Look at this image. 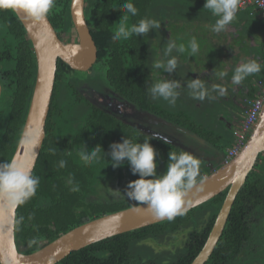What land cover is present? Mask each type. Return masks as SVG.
I'll use <instances>...</instances> for the list:
<instances>
[{
    "label": "trees",
    "instance_id": "16d2710c",
    "mask_svg": "<svg viewBox=\"0 0 264 264\" xmlns=\"http://www.w3.org/2000/svg\"><path fill=\"white\" fill-rule=\"evenodd\" d=\"M85 2V18L97 47V64L103 67L107 80L113 84V89L136 107L176 125L179 129L172 134H176L178 142L185 141L183 136H186V132L198 136L205 143H213V135L198 127L180 107L178 109V106L170 105V108H166L162 101L154 99L147 90L159 79L152 77V74L154 63L161 61L157 51L160 48L154 45L160 28L152 29L144 36L133 35L127 40L112 39L123 15L119 7L126 2L133 3L138 10L136 16L128 14L126 27H131L143 18L157 20L164 26V22L168 21V17H173V10L176 9L179 13L189 16L185 19L187 23L196 21L195 27L204 32L210 21L208 9L204 8L205 0ZM69 5L70 0H55L54 6L47 14L59 37L72 29ZM196 11H203L204 15L194 16L192 12ZM203 38L197 36L199 51L194 56L197 61L213 52L210 46L207 50L203 49ZM173 55L174 51L167 58ZM185 56L188 58L192 55L189 52ZM157 70L164 74L162 69ZM35 74L36 59L25 28L15 12L0 10V162L11 160L16 148L29 107ZM171 74L162 76L160 80L178 81L179 75L173 77ZM59 82L58 78L57 85L61 83ZM54 92L55 88L45 124L44 141L32 172V175L39 177L40 183L35 196L16 210L14 233L26 247V253L41 248L81 223L136 205L135 201L122 194L114 198L102 197L98 194V188L106 181L114 180L123 188V193L130 181L139 178L131 173L127 161L120 167H112L109 162L111 158L107 155L112 143L122 142L124 137L143 143L144 139H151L152 135L144 134L88 102L84 114L78 115L76 120H70V109H75L73 106L77 105L78 100L70 101L72 106L69 104L70 107L65 108L66 110L57 108ZM165 135L168 136L167 133ZM150 143L159 154V174L166 171L170 150L192 154L200 160L201 176L208 173L205 161H201L195 152H189L172 141L170 144H164L153 139ZM97 145L102 147L105 157L103 158L101 150L99 162L85 165L79 152L83 147L91 151ZM50 149H55V152ZM219 150L223 154L219 161L221 163L226 153L223 149ZM60 160L67 162L64 168L58 166ZM69 177L73 179V185L68 184ZM77 185L79 191L70 190ZM226 192L227 189L172 220L166 219L117 234L72 251L56 264H190L202 249ZM20 217H23V220L17 223ZM179 234H184L182 244L175 243ZM33 238L37 239L38 243L29 246L28 242ZM147 241H154L151 244L153 250L154 245L160 242H165L167 249L157 255L148 252ZM139 242L145 244L141 250L143 253H149L148 259L143 260L134 255L132 247ZM169 244H172V247H168ZM204 264H264V152L258 155L254 167L238 190L220 238Z\"/></svg>",
    "mask_w": 264,
    "mask_h": 264
},
{
    "label": "water",
    "instance_id": "95a60500",
    "mask_svg": "<svg viewBox=\"0 0 264 264\" xmlns=\"http://www.w3.org/2000/svg\"><path fill=\"white\" fill-rule=\"evenodd\" d=\"M85 6V0H70L69 10L72 21L70 33L74 32L76 42H65L59 37L47 16L44 21L33 22L15 13L32 43L36 74L29 107L12 158L15 157L18 161L30 165L31 173L45 137V124L55 85L58 58L78 70L89 68L97 59V47L85 18ZM1 92L0 83V97ZM237 118L243 121L245 114H239ZM239 124L238 121L236 127H239ZM25 133L39 134L35 157L30 148L21 143ZM176 144L192 152V149L184 146L183 143L176 142ZM262 152H264V107L239 153L228 161L223 160L220 163L218 160L217 166L212 165L210 172L203 176L204 183L198 184L185 197L184 207L190 210L227 189L211 231L202 249L190 264H204L212 253L236 194ZM16 210L17 208L12 209L0 203V264H56L72 251L91 243L167 219H158L146 205L136 204L81 223L41 248L26 253V247L14 233Z\"/></svg>",
    "mask_w": 264,
    "mask_h": 264
},
{
    "label": "clouds",
    "instance_id": "9594fccd",
    "mask_svg": "<svg viewBox=\"0 0 264 264\" xmlns=\"http://www.w3.org/2000/svg\"><path fill=\"white\" fill-rule=\"evenodd\" d=\"M54 4L55 0H0V10H11L24 18L31 19L33 22H41L45 20ZM238 6L239 0H205L204 8L218 17L211 30L215 33L225 30L226 26L235 19ZM119 8L123 11V15L118 29L112 36L114 41L127 40L133 35L144 36L150 30L160 28V23L157 20L148 18L140 19L131 27H126L125 21L128 19V14L136 16L138 10L131 2H126ZM173 50L177 53L190 50V55L195 56L199 51V45L195 38L189 41L187 48L184 44L177 45L174 40L169 39L164 56L169 57ZM153 67L171 74L177 68V59L172 56L164 61H156ZM260 71L261 65L256 60L241 63L234 69L231 82L234 85H240L247 77ZM216 75L223 78L227 73L220 71ZM186 87L188 94L199 101H203L206 97L212 98L211 92H215L219 96L226 95L224 87L217 84L209 89L201 78L191 79ZM179 88L178 81L166 79L157 80L147 90L154 99L163 98L174 106L179 96L177 91ZM153 139L160 140L164 144L171 143L168 137L153 133L151 139H144L143 143L133 142L132 139L124 137L122 142H114L110 145V152L107 155L111 158L109 162L112 167H120L127 161L131 173L139 176L138 179L128 183L123 193L120 190H112V194L117 196L122 194L140 206L146 205L147 209L158 219L172 220L176 215H183L188 211L184 207L185 197L198 184L204 183V177L200 174V160L187 151L177 153L170 150L166 171L159 174L157 171L159 165L157 156L159 154L150 143V140ZM21 143L26 144L35 157V149L39 145V134L25 133L21 138ZM101 150L103 151L99 145L91 151L83 147V150L79 152L80 159L85 165L99 162ZM50 151L54 153L55 149H50ZM66 163L65 160H60L58 166L64 168ZM39 183V177L32 175L30 165L18 161L15 157L0 162V203L4 206L15 209L24 205L35 196ZM68 184L73 185L71 177L68 179ZM70 190L76 192L79 191V187L78 185L73 186ZM22 220L23 217H20L17 223ZM37 243L35 238L28 242L29 246Z\"/></svg>",
    "mask_w": 264,
    "mask_h": 264
},
{
    "label": "crops",
    "instance_id": "0c3cea01",
    "mask_svg": "<svg viewBox=\"0 0 264 264\" xmlns=\"http://www.w3.org/2000/svg\"><path fill=\"white\" fill-rule=\"evenodd\" d=\"M192 13L197 17L204 15L203 11ZM207 13L210 21L204 32L195 27L197 26L196 21L192 24L187 23L185 19L189 16L179 13L176 9L173 10V17H168V21L164 22V26L160 24L162 31L161 27L159 31V35L163 34L164 36L163 43H168L171 39L177 45L184 44L187 48L190 40L195 38L197 41V36H203V49L207 50L208 46L212 48V53L204 58H199L201 62H198L194 56L187 58L184 53H177L173 50V56L177 59V68L171 74V76L177 77L183 72L182 64L185 66L187 77H178L179 96L174 107L178 106L179 108L180 105V110L187 113L204 132L213 135L215 140L208 144L198 136L185 132V137L199 144V147L196 150L193 149L192 152H195V155H198L205 163L214 161L217 157L220 161L223 154L219 149H223L226 153L233 147L235 140L233 131L237 129L238 121L241 124V120L237 117L239 114L246 113V100L258 94L260 91L258 82L264 78V18L261 14L252 5L238 7L235 19L226 26L225 30L215 33L211 28L218 17L214 16L210 10ZM159 48L162 47L159 46ZM165 59L166 57L161 55V61ZM186 59L191 60L190 63ZM249 60H256L261 65V71L250 75L240 85L232 84L231 77L234 69ZM213 62L215 66L210 65ZM220 71L226 72L227 75L223 78L218 77L216 73ZM196 78H201L209 89L217 84L224 87L226 95L219 96L217 93L211 92L212 98L206 97L203 101L193 99L188 94L186 85L191 79ZM215 142L216 144H214Z\"/></svg>",
    "mask_w": 264,
    "mask_h": 264
},
{
    "label": "flooded vegetation",
    "instance_id": "af4514ba",
    "mask_svg": "<svg viewBox=\"0 0 264 264\" xmlns=\"http://www.w3.org/2000/svg\"><path fill=\"white\" fill-rule=\"evenodd\" d=\"M65 33L69 34L70 32ZM68 41L76 42V37L72 36L68 39ZM94 66L96 67L93 71ZM55 74V90L56 87L61 86L62 83L66 87L70 85L71 88L70 86L67 88L69 89L68 93L71 96V101L78 100L81 102L85 101V103L88 102L90 104H94L98 108L113 114L117 119L125 121L131 126H134L144 134L156 133L161 136L168 137V139L174 143H180L178 142L179 140L177 139L176 134H172L175 133L174 131L179 128L172 123L164 121L157 115H151L148 111L140 107H136L132 102L121 97L117 90L115 88L113 89V84L107 80L108 77L105 76L103 67H99L97 64V59L89 68L85 70H78L71 68L68 64L58 58ZM163 75L164 74L159 73L158 70H154L153 76L158 77V80H160ZM58 78L61 82H59V85H57ZM165 133H167L168 136L165 135ZM189 147L196 150L199 145L198 143L194 142L192 145H189ZM217 161L218 157L214 161L207 162L208 164L206 166L208 172H210V167L212 165L215 167L217 166Z\"/></svg>",
    "mask_w": 264,
    "mask_h": 264
},
{
    "label": "rangeland",
    "instance_id": "374dc122",
    "mask_svg": "<svg viewBox=\"0 0 264 264\" xmlns=\"http://www.w3.org/2000/svg\"><path fill=\"white\" fill-rule=\"evenodd\" d=\"M69 36H70V38L72 36L75 37L74 32L69 33V34L68 33H63V35H62V37H63V39L65 41H68ZM163 38H164L163 34H160L156 38V40L154 42V45L155 46H161L162 47L159 50L157 49V51H158V58L161 57V55L164 56L165 48H167V44L168 43H163L162 42L163 41ZM189 52L190 51H185V54H188ZM156 58H157V56H156ZM188 62L190 63V61H188ZM198 62H201V61H198ZM210 65L211 66H215L214 65V62L213 63H210ZM95 67L96 66H94L93 71L95 70ZM153 69L154 70H157L154 67H153ZM154 70H153L152 77L154 75ZM182 70H183V72H182V74L180 73L179 76H181L182 78H185V76H186V70H185V66L183 64H182ZM61 86L63 88L62 87L61 88L60 87H56V90L54 92V103L56 104L57 108H63L64 110H66L65 108L70 107L69 104H70V101H71V99H70L71 96L68 93V89L65 88V85L63 83L61 84ZM156 100L157 101H162V104L166 108H170V104L167 101H165L163 98H160V99L157 98ZM86 106H87V104L85 103V101L84 102L78 101L77 105L73 106V107H75V109H70V111L72 113L71 115L74 116V117H72L69 114V119L70 120H76L78 118V115L84 114L85 109H86ZM179 107H180V105H179ZM71 125H73V123H71ZM179 134L181 135L180 132H179ZM183 137H184L185 141H181V142L183 143V145L185 144L184 146L188 147L189 145H192V143H194L190 138H187L185 136H183ZM207 164L208 163H205V165H207ZM122 189L123 188L120 185H118V183H116V181H114V180H108L104 184H102L101 186H99V188H98V194L100 196H102V197L114 198L117 195H113L112 194V190H120L122 192ZM118 196H120V195H118ZM183 238H184V234H179V236L175 239V243L177 242V243H181L182 244ZM153 243H154V241H147V244L149 245L148 252L149 251L150 252H154L157 255V254L163 253L167 249V244L165 242H162V243L160 242V244H156L157 246L154 245L155 250H153V248H151V244H153ZM134 245L135 246H133L132 248H133V253H134V255L136 257L141 258L143 260L148 259V257H150L149 253H143L142 250H141L142 249V246L145 245L143 242H139V243H136ZM169 245H168V247H172V244H169Z\"/></svg>",
    "mask_w": 264,
    "mask_h": 264
},
{
    "label": "built area",
    "instance_id": "2783aa9c",
    "mask_svg": "<svg viewBox=\"0 0 264 264\" xmlns=\"http://www.w3.org/2000/svg\"><path fill=\"white\" fill-rule=\"evenodd\" d=\"M252 5L257 12L264 18V0H239V6ZM260 85V91L257 95L246 100L247 110L245 118L239 124V127L233 131L235 136L234 145L226 152L224 161L230 160L232 157L238 154L239 150L245 144L248 135L251 132L252 126L257 122L260 112L264 106V78L258 82Z\"/></svg>",
    "mask_w": 264,
    "mask_h": 264
},
{
    "label": "bare ground",
    "instance_id": "6f19581e",
    "mask_svg": "<svg viewBox=\"0 0 264 264\" xmlns=\"http://www.w3.org/2000/svg\"><path fill=\"white\" fill-rule=\"evenodd\" d=\"M175 132V131H174Z\"/></svg>",
    "mask_w": 264,
    "mask_h": 264
}]
</instances>
